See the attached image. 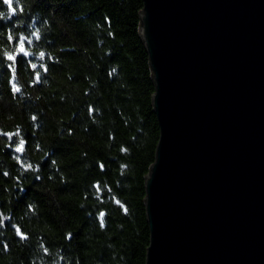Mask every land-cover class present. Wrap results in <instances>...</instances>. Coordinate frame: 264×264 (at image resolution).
Returning <instances> with one entry per match:
<instances>
[{"label":"trees","instance_id":"1","mask_svg":"<svg viewBox=\"0 0 264 264\" xmlns=\"http://www.w3.org/2000/svg\"><path fill=\"white\" fill-rule=\"evenodd\" d=\"M13 7L0 0V264H146L160 126L143 0Z\"/></svg>","mask_w":264,"mask_h":264},{"label":"water","instance_id":"2","mask_svg":"<svg viewBox=\"0 0 264 264\" xmlns=\"http://www.w3.org/2000/svg\"><path fill=\"white\" fill-rule=\"evenodd\" d=\"M160 126L146 264H264V0H143Z\"/></svg>","mask_w":264,"mask_h":264},{"label":"snow or ice","instance_id":"3","mask_svg":"<svg viewBox=\"0 0 264 264\" xmlns=\"http://www.w3.org/2000/svg\"><path fill=\"white\" fill-rule=\"evenodd\" d=\"M3 2H4L5 4L8 5L9 9H10L13 13L16 12V9L13 7V0H3ZM4 15H5V14H4L3 12H0V18H2ZM36 35H37V38H38V37H39V34L36 33ZM10 39H13V37L10 36ZM20 53H22V54L25 55V56L28 55V53H27V52L25 51V49H24L23 41H21V44H20ZM44 55H45L44 53H40V56H41V57H43ZM7 59H8L9 61H15V60H16V57L10 55V56L7 57ZM32 66H33V67H36V65H32ZM37 78L39 79V77H37ZM17 91H19V89H17ZM23 143H24V141L21 139V140L19 141L20 147H17V148H16V151H17V152L22 151ZM27 167H28V168H31L32 165L29 164V165H27ZM5 175H7V173H5ZM125 211H126V209H125ZM102 215H103V214H102ZM17 232L19 233L20 230L17 229ZM21 235H22V234H21ZM22 238H25V237H23V235H22Z\"/></svg>","mask_w":264,"mask_h":264}]
</instances>
